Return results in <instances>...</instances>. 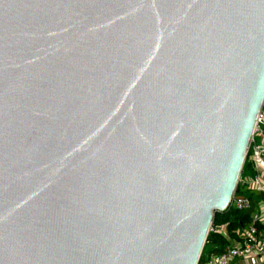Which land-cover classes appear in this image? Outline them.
<instances>
[{"label": "water", "instance_id": "obj_1", "mask_svg": "<svg viewBox=\"0 0 264 264\" xmlns=\"http://www.w3.org/2000/svg\"><path fill=\"white\" fill-rule=\"evenodd\" d=\"M264 104V0H0V264H197Z\"/></svg>", "mask_w": 264, "mask_h": 264}, {"label": "built area", "instance_id": "obj_2", "mask_svg": "<svg viewBox=\"0 0 264 264\" xmlns=\"http://www.w3.org/2000/svg\"><path fill=\"white\" fill-rule=\"evenodd\" d=\"M246 162L248 170L242 172L239 184L245 192L255 193L256 198L235 193L227 210H252L251 222L231 232L211 225L209 232H220L225 244L217 252L205 250L214 245L207 237L197 264H264V104L250 140Z\"/></svg>", "mask_w": 264, "mask_h": 264}, {"label": "trees", "instance_id": "obj_3", "mask_svg": "<svg viewBox=\"0 0 264 264\" xmlns=\"http://www.w3.org/2000/svg\"><path fill=\"white\" fill-rule=\"evenodd\" d=\"M247 170L248 164L246 162L243 167V174L246 173ZM240 185L241 184H239L237 188V195L245 193L253 200L256 198L255 193L249 191L245 192ZM251 214L252 210H236L230 208L224 212H216L212 225L215 227L226 228L227 231L231 232L237 227H243L249 224L252 218ZM208 239H210L214 245L206 247L205 250L207 249L208 251L217 252L223 249L225 239H223V236L220 232L210 231L208 234Z\"/></svg>", "mask_w": 264, "mask_h": 264}]
</instances>
